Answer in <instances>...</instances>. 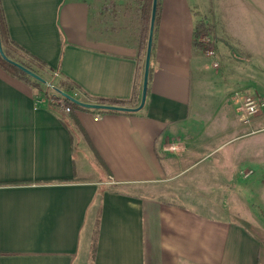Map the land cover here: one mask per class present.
I'll return each mask as SVG.
<instances>
[{
    "label": "crops",
    "instance_id": "0c3cea01",
    "mask_svg": "<svg viewBox=\"0 0 264 264\" xmlns=\"http://www.w3.org/2000/svg\"><path fill=\"white\" fill-rule=\"evenodd\" d=\"M245 1L160 0L138 112L67 113L48 98L46 83L0 68V264H259L260 241L233 216L250 225L262 215L264 143L245 141L264 131V107L244 125L234 96L246 91H232L233 110L219 112L199 111L192 92L193 75L213 69L194 43L197 22L211 27L218 48L219 36L231 34L216 29L217 12L236 2L242 10ZM120 2L0 0V9L8 45L40 75L68 79L85 102L137 107L146 52ZM207 156L209 192L192 187L197 178L180 186L185 170Z\"/></svg>",
    "mask_w": 264,
    "mask_h": 264
},
{
    "label": "rangeland",
    "instance_id": "374dc122",
    "mask_svg": "<svg viewBox=\"0 0 264 264\" xmlns=\"http://www.w3.org/2000/svg\"><path fill=\"white\" fill-rule=\"evenodd\" d=\"M94 1L97 2V0ZM234 5L235 8L231 9V11L222 10L216 14V29L219 30L220 33L229 30L231 34L229 36H219L220 39L217 46L222 54L218 55L219 58L216 55L215 58L221 63L220 68L218 70L209 67L203 68L201 78L196 73L193 75V104L201 101V108L199 111L204 110L210 112L214 110L219 112L228 107L233 110L232 99L231 96L228 95L235 90L239 92L246 91L245 94H254L264 98V90L262 88V83L264 82V1L254 2L253 0H246L245 4H242V10L236 8L238 6L237 2L234 3ZM210 13L213 15L215 12ZM208 35L215 40L211 33ZM212 47L214 50H218L216 47V40ZM247 49L250 50L251 56L246 55L250 54ZM202 52L206 54L204 47ZM211 59L213 60V58ZM245 70H249L250 74L247 75ZM246 77H248L247 80H251V82H245L244 79ZM215 102L217 103L213 105ZM227 102L228 106L226 105ZM245 142L255 144L264 143V131L257 133ZM179 150H181V147H178V151ZM209 160L207 156L206 158H202L200 162L187 168L184 174L177 180V182L181 184L180 186L190 187V185L194 184H191L189 180L197 178L200 181L199 187L195 185L192 187L200 190L201 193L207 194L211 188L208 186V182L211 180ZM185 163L188 164V161ZM185 163L184 165H186ZM235 187L236 190H242L243 188L241 185ZM175 190H177L176 187ZM186 192L190 197L193 196V193H189V191L185 190L184 193ZM200 199L201 198L198 197L195 200L199 201ZM260 209L262 215L258 216L259 220L256 219V222L250 223V225L248 223L249 220H245L242 217L239 221V218H236L238 215H236L237 212L235 210L233 211L236 216H233V218L240 224L242 223L245 229L249 233H253L255 238L260 241L258 248L259 264H264V187ZM252 214L256 217L255 213L252 212Z\"/></svg>",
    "mask_w": 264,
    "mask_h": 264
},
{
    "label": "trees",
    "instance_id": "16d2710c",
    "mask_svg": "<svg viewBox=\"0 0 264 264\" xmlns=\"http://www.w3.org/2000/svg\"><path fill=\"white\" fill-rule=\"evenodd\" d=\"M104 1V0H103ZM108 1V0H107ZM112 1V0H111ZM126 3L127 6V12H130L132 17H134L135 23H132L134 25V28L137 30V36L140 37L139 42H140V49L144 52L147 50V43H148V37H149V31H150V23H151V15H152V6H153V0H122L119 4ZM161 16V2L158 0V9H157V14H156V23H155V28L157 27L159 23V19ZM0 32H1V39H2V45L5 54L7 55L8 58L19 62L20 64L24 65L28 69L34 71L35 73L39 74L38 70L34 67V63H32L31 60H29V56L26 54H23L21 48H17L16 45L10 44L8 45L7 41V33H6V26H5V21H4V16L2 13V10L0 9ZM211 33V27L204 23V22H197L195 26V41L194 43L196 46L203 50V44L199 42V37L201 35H208ZM6 34V35H5ZM146 55V53H145ZM27 59H25L26 57ZM216 59V58H215ZM220 63V62H219ZM0 68L8 72L9 74L27 79V80H33V82L36 84V86H42V82L36 80L35 78L29 76L27 73L16 67L14 64L8 62L5 60L2 55L0 54ZM220 68V67H219ZM218 68V69H219ZM40 75V74H39ZM43 77L47 82H55V86L68 94L74 96V91H75V86L66 78H60L57 79L55 76L54 72L49 76V75H40ZM56 80H58L56 82ZM53 92V93H51ZM47 96L50 100H54L57 98V94L50 89L46 90ZM76 96V95H75ZM78 99V95L76 96ZM96 103H101V104H108V105H119V106H124L125 101L120 100V99H111V98H97L95 99ZM66 102L68 106L71 107L73 110L74 108H83L80 106H77L76 104L70 102L69 100L66 99ZM87 109V108H83ZM91 110V109H87ZM98 111V110H97ZM100 112V111H98Z\"/></svg>",
    "mask_w": 264,
    "mask_h": 264
},
{
    "label": "water",
    "instance_id": "95a60500",
    "mask_svg": "<svg viewBox=\"0 0 264 264\" xmlns=\"http://www.w3.org/2000/svg\"><path fill=\"white\" fill-rule=\"evenodd\" d=\"M158 9V0H153L152 6V15H151V23H150V31L147 43V50H146V60H145V70H144V77H143V84H142V94H141V102L137 107H127V106H119V105H108V104H101L96 102H85L82 101L67 92L55 87V90L64 96L70 102L76 104L77 106L87 108V109H95V110H104V111H121V112H138L140 111L146 103L147 95H148V86H149V78H150V70H151V59H152V51H153V43H154V32H155V23H156V14ZM0 54L2 57L7 60L8 62L14 64L16 67L27 73L29 76L35 78L36 80L47 83V81L41 77L39 74L35 73L34 71L28 69L24 65L16 62L7 57L4 52L2 39H1V32H0ZM35 94H40L39 89L34 90Z\"/></svg>",
    "mask_w": 264,
    "mask_h": 264
},
{
    "label": "built area",
    "instance_id": "2783aa9c",
    "mask_svg": "<svg viewBox=\"0 0 264 264\" xmlns=\"http://www.w3.org/2000/svg\"><path fill=\"white\" fill-rule=\"evenodd\" d=\"M199 42L205 46L204 51L205 55L213 58L212 67L214 69H218L220 67V63L215 56L217 55V51L214 50L212 45L214 46L215 40L209 37V35H201L199 37ZM55 76H59V74L55 73ZM46 87L50 90H53L57 94V98L52 101L54 105L59 106L64 109L65 112L70 113L72 111L71 107L68 106L66 102V98L59 94L55 90V84L53 82H47ZM75 95H78V92H75ZM74 96V97H76ZM234 99L238 101V112L240 114V120L244 125L251 126L254 123V120L260 115L262 108L264 107V100L261 96L254 94H245L241 96L240 94H236ZM100 118L99 115L95 117L96 120ZM174 148V147H173ZM245 178H248L253 171H243L241 172Z\"/></svg>",
    "mask_w": 264,
    "mask_h": 264
}]
</instances>
